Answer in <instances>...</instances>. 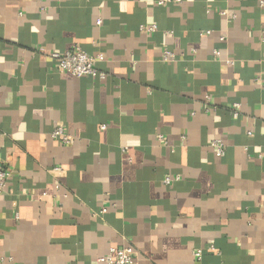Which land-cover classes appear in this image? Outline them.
Here are the masks:
<instances>
[{
  "label": "crops",
  "instance_id": "1",
  "mask_svg": "<svg viewBox=\"0 0 264 264\" xmlns=\"http://www.w3.org/2000/svg\"><path fill=\"white\" fill-rule=\"evenodd\" d=\"M159 1L0 0V264H264V0Z\"/></svg>",
  "mask_w": 264,
  "mask_h": 264
},
{
  "label": "built area",
  "instance_id": "2",
  "mask_svg": "<svg viewBox=\"0 0 264 264\" xmlns=\"http://www.w3.org/2000/svg\"><path fill=\"white\" fill-rule=\"evenodd\" d=\"M167 1H181V0H167ZM165 0H160L158 3L163 4ZM264 3V2H263ZM223 14H226V11H222ZM98 24H101V19L98 20ZM157 29L156 24L151 25H141L140 30L150 33L154 32ZM206 33H212V30H207ZM224 39V37H221ZM43 50V49H41ZM51 58L56 61L57 67L60 70L69 72L75 76H92L100 79H105L107 73L98 68L97 62L103 58L101 53L97 55H91L87 53L82 48L75 46L72 49H69L64 52L54 51L50 53ZM176 55L173 51L165 49L163 52V59L166 61H174ZM228 62L233 63V59H229ZM264 86V83H263ZM241 104L236 102L233 104V114L235 117L240 114ZM102 129H106V125L101 126ZM251 134V132H249ZM52 136L54 138L60 139L63 143H68L70 141L69 135L66 133V129L63 125L57 126L53 132ZM159 138L163 139L162 135H159ZM210 145L214 148L216 155L221 156L225 153V142L222 139H214L211 141ZM11 176V170L8 169L3 160L0 158V194L5 189L8 180ZM172 182L171 177L165 178V183L170 184ZM102 213L106 212V209L101 210ZM213 248V247H212ZM194 256L197 260L202 259V249L198 248L194 251ZM100 262L103 264H136V251L131 246H121V247H112L108 254L100 257Z\"/></svg>",
  "mask_w": 264,
  "mask_h": 264
}]
</instances>
